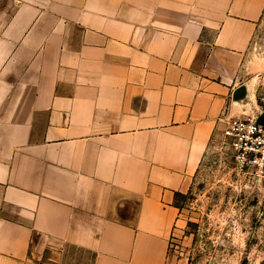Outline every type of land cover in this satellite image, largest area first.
Here are the masks:
<instances>
[{
	"label": "crops",
	"instance_id": "1",
	"mask_svg": "<svg viewBox=\"0 0 264 264\" xmlns=\"http://www.w3.org/2000/svg\"><path fill=\"white\" fill-rule=\"evenodd\" d=\"M263 11L0 0V264H182L177 199L220 118L256 112Z\"/></svg>",
	"mask_w": 264,
	"mask_h": 264
},
{
	"label": "rangeland",
	"instance_id": "2",
	"mask_svg": "<svg viewBox=\"0 0 264 264\" xmlns=\"http://www.w3.org/2000/svg\"><path fill=\"white\" fill-rule=\"evenodd\" d=\"M248 69L264 99V11L248 50ZM182 233L172 251L182 264H264V170L240 169L223 145L212 140L190 189L178 196ZM79 257V255H78ZM77 264H91L82 256Z\"/></svg>",
	"mask_w": 264,
	"mask_h": 264
},
{
	"label": "built area",
	"instance_id": "3",
	"mask_svg": "<svg viewBox=\"0 0 264 264\" xmlns=\"http://www.w3.org/2000/svg\"><path fill=\"white\" fill-rule=\"evenodd\" d=\"M252 116L229 117L227 114L219 120L223 145L233 154L240 169L258 166L264 170V99Z\"/></svg>",
	"mask_w": 264,
	"mask_h": 264
},
{
	"label": "water",
	"instance_id": "4",
	"mask_svg": "<svg viewBox=\"0 0 264 264\" xmlns=\"http://www.w3.org/2000/svg\"><path fill=\"white\" fill-rule=\"evenodd\" d=\"M261 125L264 126V117H263V119L261 120Z\"/></svg>",
	"mask_w": 264,
	"mask_h": 264
}]
</instances>
